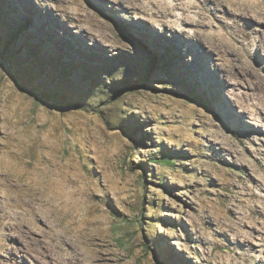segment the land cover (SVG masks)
Segmentation results:
<instances>
[{
  "label": "rangeland",
  "instance_id": "374dc122",
  "mask_svg": "<svg viewBox=\"0 0 264 264\" xmlns=\"http://www.w3.org/2000/svg\"><path fill=\"white\" fill-rule=\"evenodd\" d=\"M82 1L106 36L72 20V0H0V264H33L50 225L105 264H263L240 241L264 227V139L234 121L222 67L244 77L245 55L264 67V26L234 35L225 1L189 0L203 3L161 24ZM213 13V27L179 19Z\"/></svg>",
  "mask_w": 264,
  "mask_h": 264
},
{
  "label": "bare ground",
  "instance_id": "6f19581e",
  "mask_svg": "<svg viewBox=\"0 0 264 264\" xmlns=\"http://www.w3.org/2000/svg\"><path fill=\"white\" fill-rule=\"evenodd\" d=\"M58 3L64 4V9L68 8L70 0H55ZM99 1V0H97ZM102 4L106 1H111L112 6H119L122 8H129L138 12V14L145 16V19L148 21H152L154 23H163L166 21V18L170 15H175L173 11L176 9H182L185 11H190L195 7L202 6V2H199L198 6L195 2L189 0H172L169 4H165L162 0H101ZM216 3L219 1H225L228 3V9L231 14V19L233 24L237 27L236 36H252L257 34L260 31V28L264 26V10L262 7L256 6L255 3L251 2H241L238 3V7L233 9V5L230 0H213ZM73 4L77 7L76 10L69 9L71 11L72 20L78 23L81 20L89 22L92 26H94L102 36H106L107 26L102 22L98 21L92 13L87 11V5L83 3L82 0H72ZM85 5V6H84ZM126 6V7H125ZM237 11V12H236ZM237 13V14H236ZM251 13L253 16L249 15ZM210 22L206 23L205 19H192L191 17L186 15L179 17L185 23L193 24V25H201L213 27L214 22H216V14H210ZM126 20V19H125ZM184 31V30H182ZM189 36H198L196 32L192 33ZM206 36H223L216 33L206 34ZM218 40L223 44L224 38L219 37ZM217 41V40H216ZM216 41L207 40V44L209 48L215 49L217 53L223 52L224 47L221 43H217ZM248 49V48H247ZM236 50L240 55H243L246 52V48L238 45L236 46ZM244 56V55H243ZM245 65L247 70L244 71L245 76L240 77L238 74L234 75L232 72L231 66L222 67L224 70V76L227 79L225 81L227 84H231V89L229 90L231 95L233 96V100L235 101L236 106L239 108V115H233L234 121L236 123H240L241 130L247 132L248 129L241 122H249L255 124L254 129H249V133L254 136H259L264 139V67L259 66L251 56H244ZM248 65V66H247ZM235 82H231L230 80H234ZM238 82H237V81ZM242 83L246 84L245 92L241 91V95L234 92L235 87L241 85ZM250 90L253 96L260 95L263 98V101L256 105V109L251 108L248 104V101L245 99V93H248ZM250 96V95H249ZM231 116V112H230ZM263 141V140H262ZM254 142V141H253ZM255 145V143H253ZM261 148L264 149V142H261ZM260 212L264 214V206L261 208ZM31 219L35 220L33 216L35 214H31ZM3 216V215H2ZM4 217V216H3ZM247 220H249L247 218ZM264 224V223H263ZM50 225V224H49ZM16 227V226H10ZM259 227V226H258ZM34 226H30L28 229L27 235L33 236L36 234L34 231ZM249 231H245V236L242 241H240V245L243 249L252 251V248H256L257 250H263L264 253V241L262 240V234H264V227L254 228L252 225L249 227ZM257 230H254V229ZM20 230V229H18ZM258 232L256 235L253 232ZM21 233V231H19ZM70 231H60L54 225H50L46 234H41V238L34 239L35 244H37L36 249H31L33 264H105V259L98 256L92 248L87 243L76 244V241L71 235ZM26 236V235H24ZM199 238V237H198ZM32 239V238H31ZM33 243V244H34ZM32 248V247H31ZM247 253V252H246ZM249 253V252H248ZM243 254V253H242ZM241 254V255H242ZM235 257V256H234ZM264 262V259H263ZM264 264V263H263Z\"/></svg>",
  "mask_w": 264,
  "mask_h": 264
},
{
  "label": "trees",
  "instance_id": "16d2710c",
  "mask_svg": "<svg viewBox=\"0 0 264 264\" xmlns=\"http://www.w3.org/2000/svg\"><path fill=\"white\" fill-rule=\"evenodd\" d=\"M47 99H49L50 101H54L53 96H49ZM165 163L169 165L171 162L167 160V162H165Z\"/></svg>",
  "mask_w": 264,
  "mask_h": 264
}]
</instances>
